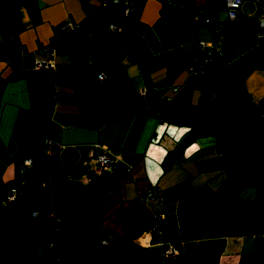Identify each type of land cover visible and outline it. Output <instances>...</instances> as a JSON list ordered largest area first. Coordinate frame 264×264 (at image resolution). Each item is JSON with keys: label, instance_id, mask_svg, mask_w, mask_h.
<instances>
[{"label": "crops", "instance_id": "0c3cea01", "mask_svg": "<svg viewBox=\"0 0 264 264\" xmlns=\"http://www.w3.org/2000/svg\"><path fill=\"white\" fill-rule=\"evenodd\" d=\"M263 17L247 0L222 31L226 0H0V244L39 264H264V148L192 130L237 97L264 126ZM201 43L222 56L194 74ZM151 186L162 202L141 204Z\"/></svg>", "mask_w": 264, "mask_h": 264}, {"label": "trees", "instance_id": "16d2710c", "mask_svg": "<svg viewBox=\"0 0 264 264\" xmlns=\"http://www.w3.org/2000/svg\"><path fill=\"white\" fill-rule=\"evenodd\" d=\"M208 63L203 66V71L197 74L206 73ZM192 130L200 138L213 136L219 144L246 140L264 148V126L246 111L238 97L223 106L209 120L193 124ZM58 226L60 227L61 224L55 222L54 227L58 228ZM63 228L61 231L52 232L51 237L54 236L58 241L66 232ZM0 256L1 264H39L26 244L12 235L1 242Z\"/></svg>", "mask_w": 264, "mask_h": 264}, {"label": "built area", "instance_id": "2783aa9c", "mask_svg": "<svg viewBox=\"0 0 264 264\" xmlns=\"http://www.w3.org/2000/svg\"><path fill=\"white\" fill-rule=\"evenodd\" d=\"M121 0H114V3L118 4ZM247 0H226L227 3V19L224 23L220 25V29L222 31H227L233 22L238 19L241 9L243 6V3ZM256 3L260 4L263 9H264V0H253ZM127 3V2H126ZM97 6H92L89 8V13L93 14L96 11H98ZM195 20H198V17L195 18ZM76 25H71L68 23L62 24L59 26V34L64 33L66 31H69L70 29L74 28ZM109 29L113 32H116L119 30V26L117 24H112L109 26ZM258 37L259 39H262L264 37V17L259 20V28H258ZM59 38V35L54 36L52 39L51 43H56ZM40 50L42 51L41 59L37 61V66L43 70H52L54 69V63L52 60V56L54 54V50L50 48V46H41ZM200 58L198 59L197 63L192 67V72L194 74H197L199 72H202V68L205 64L209 62V60L213 57L216 56V54H219V56H222L220 52H218L214 47L207 45L206 43H201L200 47ZM105 79L104 74H100L98 76L99 81H103ZM2 87L0 86V94H1ZM97 158L100 164V170H106L108 168H114L115 164L112 161V159L107 155L105 151L101 152L98 151L96 152ZM28 163V162H27ZM26 163V164H27ZM5 194L9 200H14L18 197L19 195V188L18 185L15 183H8L5 187ZM149 199L156 200L158 203L162 202V188L159 186H151L146 195L140 198V203L144 204L146 201ZM143 218L148 217L147 212H141L140 213ZM153 223L155 228L160 227V221L162 216L159 214H155L152 217ZM55 237L52 236L47 242L46 248L49 249L51 248L57 241L54 239ZM102 243L107 245L108 241L107 240H102ZM179 253V247L177 245H170L165 248V256L167 258H172L178 255Z\"/></svg>", "mask_w": 264, "mask_h": 264}]
</instances>
